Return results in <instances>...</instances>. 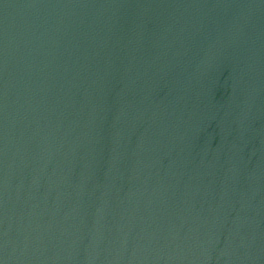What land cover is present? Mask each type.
I'll return each mask as SVG.
<instances>
[{
	"label": "water",
	"instance_id": "water-1",
	"mask_svg": "<svg viewBox=\"0 0 264 264\" xmlns=\"http://www.w3.org/2000/svg\"><path fill=\"white\" fill-rule=\"evenodd\" d=\"M0 264H264V0H0Z\"/></svg>",
	"mask_w": 264,
	"mask_h": 264
}]
</instances>
